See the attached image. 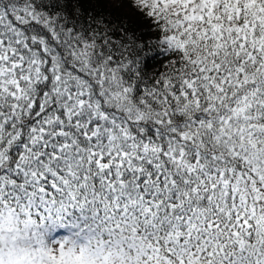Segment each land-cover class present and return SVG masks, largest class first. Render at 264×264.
<instances>
[{"label":"snow or ice","instance_id":"6c2138e0","mask_svg":"<svg viewBox=\"0 0 264 264\" xmlns=\"http://www.w3.org/2000/svg\"><path fill=\"white\" fill-rule=\"evenodd\" d=\"M0 264H264V0H0Z\"/></svg>","mask_w":264,"mask_h":264}]
</instances>
